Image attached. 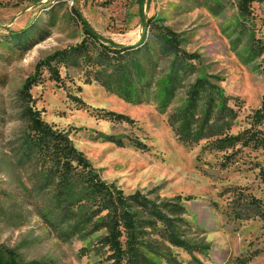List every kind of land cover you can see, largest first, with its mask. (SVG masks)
<instances>
[{
  "label": "rangeland",
  "instance_id": "1",
  "mask_svg": "<svg viewBox=\"0 0 264 264\" xmlns=\"http://www.w3.org/2000/svg\"><path fill=\"white\" fill-rule=\"evenodd\" d=\"M240 2L0 0V264L112 263V253L99 243L105 229L81 225L65 239L58 233L81 219V211L89 215L88 203L85 209L79 202L66 205L70 212L57 213L48 224L45 214L57 206L53 190L20 149L27 134L22 86L40 60L81 42L84 24L104 42L142 45L136 55L147 76L139 86L141 103L125 102L97 81L86 84L85 70L75 67L61 69L63 87L46 71L31 93L43 119L70 134L103 181L126 195L140 191L183 208L167 214L182 220L173 225L187 244L171 243L169 229L156 222L143 238L146 264H264L263 222L235 213L238 192L264 196V150L217 147L251 127L264 101V1L253 2L246 15ZM150 19L176 32L186 55L163 52ZM199 84L205 92L194 99ZM192 105L193 124L178 135L169 120ZM100 109L133 122L100 119Z\"/></svg>",
  "mask_w": 264,
  "mask_h": 264
},
{
  "label": "trees",
  "instance_id": "2",
  "mask_svg": "<svg viewBox=\"0 0 264 264\" xmlns=\"http://www.w3.org/2000/svg\"><path fill=\"white\" fill-rule=\"evenodd\" d=\"M255 1L241 0L240 10L242 15L249 13L250 6ZM150 26L154 30L161 49L165 53H180L186 55L180 49L178 34L170 27L157 24L154 19ZM84 38L76 45L52 52L40 60L35 72L28 77L19 94L24 102V115L27 117V134L24 136L20 149L24 155L41 168L40 182L48 184L52 188L56 208L45 214L49 225H53V219L57 213H69L66 205L81 203L82 209L90 208L89 215L81 211V219L69 224L66 230H60L61 239L69 235H75L78 227L91 226V232L105 229L107 234L99 241L102 246L108 247L111 264H146L147 252L143 238L147 235V228L155 226L156 222H162L168 230V239L171 243L185 247L187 242L179 235L177 227L173 224L178 218H171L167 211L182 214L180 206L169 207L167 203L161 204L148 198L147 195L137 191L126 195L121 187L115 183H107L102 180L98 169L94 168L84 152L78 149L70 134L56 129L54 125L45 121L42 112L34 104L32 89L38 85L47 71L49 80L59 87L64 85V77L61 74L63 67L81 68L85 70L86 84L97 81L107 91L117 95L128 103H141L139 86L146 79L144 67L139 63L137 54L142 45L121 46L102 41L87 24L83 25ZM144 46V45H143ZM199 85H201L199 87ZM192 93L193 98L204 91L202 84ZM199 87V88H198ZM173 90L171 91V94ZM80 108H86L81 98L68 94ZM214 98H210L211 104ZM165 104V103H164ZM196 106L186 107L178 114L170 118L171 127L179 135L188 133L195 118ZM97 116L100 119L111 122H129L133 120L129 116L111 110H99ZM264 101L252 116L251 127L235 136H226L217 142V147L224 149L227 146L242 144L252 146L255 149L264 150V132L260 128L264 126ZM206 125L198 129V133H205ZM198 135V134H197ZM259 178L264 186V164L260 166ZM241 207L236 210L238 219H259L264 224V196L257 197L253 194L238 192ZM170 204V203H169ZM176 205V204H173ZM87 216V218L85 217ZM176 220V221H175ZM71 223V222H70ZM70 237V236H69ZM1 258V256H0ZM150 262V261H149ZM10 264H17L13 261Z\"/></svg>",
  "mask_w": 264,
  "mask_h": 264
}]
</instances>
